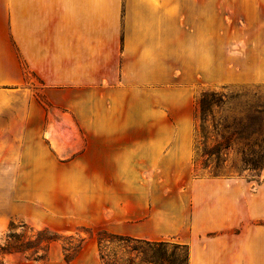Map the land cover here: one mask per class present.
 I'll return each mask as SVG.
<instances>
[{
	"label": "crops",
	"instance_id": "0c3cea01",
	"mask_svg": "<svg viewBox=\"0 0 264 264\" xmlns=\"http://www.w3.org/2000/svg\"><path fill=\"white\" fill-rule=\"evenodd\" d=\"M160 1L0 0L1 146H30L39 135L78 151L80 162L90 157L98 172L112 163L116 176L102 193L106 198L101 206L97 184L99 201L91 205L98 213L107 207L110 215L96 220L111 232L184 244L187 264H264V181L250 192L241 177L189 175L184 220L173 205L177 189L165 195L140 174L141 165L192 157L191 141H164L160 125L144 123L131 103L160 77ZM33 77L51 107L37 102ZM89 99L96 100L98 113L87 111ZM107 107L112 111L103 113ZM89 264H101L99 256Z\"/></svg>",
	"mask_w": 264,
	"mask_h": 264
},
{
	"label": "rangeland",
	"instance_id": "374dc122",
	"mask_svg": "<svg viewBox=\"0 0 264 264\" xmlns=\"http://www.w3.org/2000/svg\"><path fill=\"white\" fill-rule=\"evenodd\" d=\"M159 7L165 14L155 43L161 58L157 62L161 68L156 70L160 77L142 85V95L131 103L140 109L144 123L160 125L159 137L164 141L192 142L188 161L165 158L159 165H141L140 173L165 195L172 187L177 189L171 192L178 195L173 205L185 220L189 175L241 177L250 192L264 181V170L240 171L239 155L233 150L220 162L218 173L213 171V162L207 167L193 162L194 101L202 90L223 89L264 99V0H161ZM31 83L37 102L45 109L51 107L41 82L33 77ZM86 102L90 115L98 113L96 100ZM111 111L102 109L103 113ZM36 139L30 146L22 141L18 147L0 143V264H89L98 255L99 229L108 230L96 218L110 215L106 206L100 213L91 208L99 201L94 187H100L102 206L106 198L102 193L116 176L113 164L104 163L109 170L98 172L92 169L90 157L80 162L78 151L52 146L46 137L37 135ZM126 166L120 165V174ZM170 244L173 264H184L185 248ZM134 247L149 253L143 242L116 238L103 242L100 250L108 264H146ZM72 256L73 261L66 262Z\"/></svg>",
	"mask_w": 264,
	"mask_h": 264
},
{
	"label": "trees",
	"instance_id": "16d2710c",
	"mask_svg": "<svg viewBox=\"0 0 264 264\" xmlns=\"http://www.w3.org/2000/svg\"><path fill=\"white\" fill-rule=\"evenodd\" d=\"M193 117L194 164L207 167L213 162V171L218 173V167L228 151L239 155L240 171L260 172L264 170V99L255 94L246 97L245 94L223 89H204L194 101ZM255 175V174H251ZM96 236L98 256L101 264H108L100 246L111 238L121 241L137 240L149 248V253L140 248L133 250L146 264H173V250L168 247L172 242L150 241L141 238L99 229ZM185 248L184 264H187V247ZM175 248V246H174ZM72 257L66 260L72 259Z\"/></svg>",
	"mask_w": 264,
	"mask_h": 264
}]
</instances>
